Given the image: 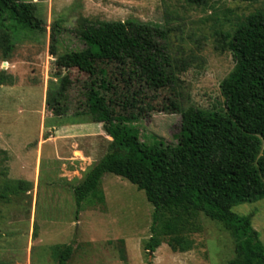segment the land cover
<instances>
[{"label":"rangeland","instance_id":"374dc122","mask_svg":"<svg viewBox=\"0 0 264 264\" xmlns=\"http://www.w3.org/2000/svg\"><path fill=\"white\" fill-rule=\"evenodd\" d=\"M19 1L35 4L44 31H12L10 57L0 50V262L57 264L51 248L72 245L67 264H229L233 239L202 215L182 232L192 241L189 251H171L166 239L147 250L153 207L142 191L112 174L101 178L102 201L87 198L77 215L73 188L106 155L111 139L102 124L74 117L84 106L89 78L67 55L83 53L77 33L86 24L135 20L163 30L165 59L109 66V100L117 112L137 117L128 126L141 142L174 145L181 116L172 113V104L224 111L220 84L235 66L227 36L264 12V0ZM63 88L66 111L55 115L46 100ZM18 181L28 183L27 192H14ZM232 211L253 215L264 246V199Z\"/></svg>","mask_w":264,"mask_h":264},{"label":"trees","instance_id":"16d2710c","mask_svg":"<svg viewBox=\"0 0 264 264\" xmlns=\"http://www.w3.org/2000/svg\"><path fill=\"white\" fill-rule=\"evenodd\" d=\"M43 27L35 4L0 0V50L5 58L16 45L12 31H44ZM77 34L83 53L70 52L67 57L89 82L84 106L74 117L88 116L102 124L111 139L106 155L73 188L77 215L87 198L102 201L101 178L112 174L142 191L153 207L147 250L154 252L166 239L171 251H189L192 241L182 232L202 215L219 223L233 239L229 264H264V246L251 225L253 215L232 211L239 204L264 199V12L250 15L227 36L235 66L220 84L224 111L172 104V113L181 116L174 145L141 142L138 130L128 126L137 117L117 112L109 100L114 89L109 66L130 61L153 65L165 59V32L127 20L86 24ZM64 92L65 88L48 94L46 105L55 115L66 111ZM26 183L16 182L14 192H27ZM4 199L1 193L0 201ZM72 254V245L51 248L57 264H67Z\"/></svg>","mask_w":264,"mask_h":264},{"label":"crops","instance_id":"0c3cea01","mask_svg":"<svg viewBox=\"0 0 264 264\" xmlns=\"http://www.w3.org/2000/svg\"><path fill=\"white\" fill-rule=\"evenodd\" d=\"M25 181H26V180H25ZM31 218H33V214H32V216H31ZM31 244H32V242L29 241L28 250L31 249V248H30V245H31ZM28 250H27V251H28ZM27 264H28V261H27Z\"/></svg>","mask_w":264,"mask_h":264}]
</instances>
